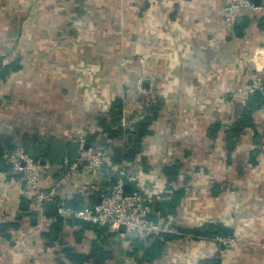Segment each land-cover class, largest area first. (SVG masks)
<instances>
[{"label": "crops", "instance_id": "0c3cea01", "mask_svg": "<svg viewBox=\"0 0 264 264\" xmlns=\"http://www.w3.org/2000/svg\"><path fill=\"white\" fill-rule=\"evenodd\" d=\"M258 1L237 37L221 0H0V145L26 147L53 166L76 154L79 133L97 136L106 148L102 174L113 178L118 167L108 163L110 152L125 139L105 140L99 122H110L116 100L123 102L124 129L155 107L151 135L124 165L146 203L168 207L172 189L184 196L174 212L166 207L150 218L173 234L220 224L246 248L187 235L167 242L149 264H264V104L253 112L254 128L234 134L248 98L230 96L254 76L264 78V0ZM174 165L178 176L168 191L164 169ZM6 173L0 171V264H74L64 245L90 253L96 234L86 231L77 241L78 228L68 224L62 243L47 247L42 233L52 216L33 224L21 178ZM61 178L52 169L42 186L56 184L61 202L78 196L89 204L96 177L81 169ZM131 237L108 239L115 258L106 264H136L128 256Z\"/></svg>", "mask_w": 264, "mask_h": 264}, {"label": "built area", "instance_id": "2783aa9c", "mask_svg": "<svg viewBox=\"0 0 264 264\" xmlns=\"http://www.w3.org/2000/svg\"><path fill=\"white\" fill-rule=\"evenodd\" d=\"M221 2L226 13V24L232 29L244 13H252L257 10L252 0H221ZM139 92L151 93L143 90L141 86H139ZM256 92L264 94V78L259 75L254 76L247 85L233 89L230 96L231 98L247 99ZM76 143L78 147L77 155L73 159L68 155H64L53 166L32 155L23 146L5 148L10 164V169L5 175L21 178L24 184V192L31 199L33 208L40 214V218L44 219L46 217L43 215L46 203L57 201V214L50 217V223L55 221L56 217H61L67 221H82L99 226L107 225L109 230L115 233H119V227L123 225L126 227L127 232L119 233L121 237L132 235L146 238L157 234L171 233V230L164 224L149 218L152 214L153 203H146L140 192L135 190L138 178L135 173L129 172L125 165L118 167L116 181L107 190V193L101 195L100 203L82 209L68 208L63 202L59 201L56 184L47 188L42 186L43 181L49 179L52 169L62 175L61 181L69 179L81 169H85L91 178L102 174L106 159L105 146L100 143L88 144L86 135L82 133L77 135ZM126 183L134 185V191L131 194L124 192L123 187ZM216 241L229 249L246 248V244L233 237H218Z\"/></svg>", "mask_w": 264, "mask_h": 264}, {"label": "trees", "instance_id": "16d2710c", "mask_svg": "<svg viewBox=\"0 0 264 264\" xmlns=\"http://www.w3.org/2000/svg\"><path fill=\"white\" fill-rule=\"evenodd\" d=\"M247 14V15H246ZM244 17L240 18L235 25V32L237 37L243 36V31L246 29L251 21L248 17V13H246ZM240 21V22H239ZM260 28L264 29V17L260 19ZM122 104L121 100H116L113 103V112L111 115V120L107 123L106 120H101L100 126L104 128L106 138L105 140H113V139H125V143L123 147H114L110 152V157L108 159V163H110L111 167H121L125 164V162H133L136 160L137 156L141 153L142 150V142L143 139L149 135H151L150 126L152 122L157 117V110L155 107H150L148 113L144 117L142 121L137 123L133 130L124 129L120 125V120H118V116L122 113ZM264 104V94L261 92H256L248 98L246 110L244 114L240 116V118L235 122V127L233 129L234 134H238L243 131L245 128H254L253 121V112L259 109L260 106ZM88 144L97 143V136L87 135L86 136ZM76 149L78 151L77 143L75 141ZM8 148H14L11 146H7ZM26 148V147H25ZM26 150L29 152L28 148ZM32 154V153H31ZM71 153H66L64 155H68L71 159H73L76 155H70ZM259 154V151L256 150L252 154V160ZM34 155V154H32ZM38 157V156H36ZM6 152L5 147L0 145V171H8L10 169V164L6 165ZM179 171V165H174L171 167H167L164 169L165 176L167 177V186L168 191L171 190V185L176 181ZM110 172H112L110 170ZM116 180V174L113 175ZM112 177H108L107 175L100 174L96 177V180L93 181L92 187L95 190L92 195L89 204H85L84 198L82 197H73L72 200L63 202L66 207L72 208L75 210L85 208L87 206H91L97 203L99 197L102 194L107 193V190L112 187L115 183ZM173 196L171 198L170 204L167 205L165 202L156 203L152 206V212H161L165 213L168 208V212L172 213L179 205L180 200L184 196V190H173ZM167 196V195H166ZM30 203V201H29ZM28 203V205H29ZM167 207V208H166ZM31 216H33V224L37 223V219L40 218V214L34 210L30 211ZM50 218V217H49ZM73 225L78 228L79 231L75 232V238L77 241H80L86 231L93 232L96 234V239L93 241L90 253L88 255L83 253H78L74 248L64 245L62 248V253L66 260L74 263V264H85L91 262L92 264H106L108 261H111L115 258V253L113 250H110L106 246V242L108 239L115 238L117 233L111 232L108 226H99L92 225L82 221H67L61 217H56L55 221H53L50 227L47 228L45 232L42 233V237L46 241L47 247H54L56 244L62 243V232L65 228V225ZM7 226H2V230ZM80 228V229H79ZM187 235H192L195 238H206V239H215L218 237L222 238H231L233 237V231L228 229L220 224H208L203 227H198L190 230H186L183 228H177L176 233H162L157 234L151 237L141 238V237H131V251L128 252V256L135 257L136 264H149L159 260L164 252V247L167 242L173 240H179ZM234 238V237H233ZM151 242L148 247H145L146 242ZM224 247L223 245H220ZM140 256L138 257V254ZM200 264H221L219 259H215L213 261L204 260Z\"/></svg>", "mask_w": 264, "mask_h": 264}, {"label": "water", "instance_id": "95a60500", "mask_svg": "<svg viewBox=\"0 0 264 264\" xmlns=\"http://www.w3.org/2000/svg\"><path fill=\"white\" fill-rule=\"evenodd\" d=\"M254 4L256 7H259L260 4H259V1L258 0H255L254 1ZM88 147V146H87ZM103 167L105 168L106 167V163H104ZM114 181H116L114 178H113ZM124 189V192L126 194H131L133 191H134V185L131 184V183H126L123 187ZM101 201V197L98 198L97 200V203H100ZM57 208H58V202L57 201H51V202H47L46 205H45V209L43 211V215L44 216H55L57 214ZM150 218V216H149ZM119 233H126L127 230H126V227L121 225L119 227Z\"/></svg>", "mask_w": 264, "mask_h": 264}]
</instances>
